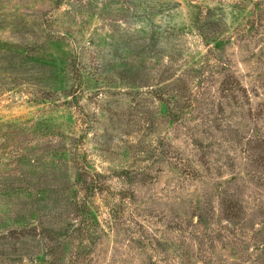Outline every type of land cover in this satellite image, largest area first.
I'll list each match as a JSON object with an SVG mask.
<instances>
[{"label": "rangeland", "instance_id": "1", "mask_svg": "<svg viewBox=\"0 0 264 264\" xmlns=\"http://www.w3.org/2000/svg\"><path fill=\"white\" fill-rule=\"evenodd\" d=\"M0 264H264V0H0Z\"/></svg>", "mask_w": 264, "mask_h": 264}]
</instances>
